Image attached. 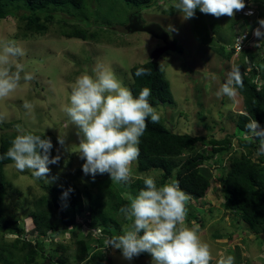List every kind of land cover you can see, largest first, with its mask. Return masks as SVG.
Masks as SVG:
<instances>
[{"label": "rangeland", "instance_id": "374dc122", "mask_svg": "<svg viewBox=\"0 0 264 264\" xmlns=\"http://www.w3.org/2000/svg\"><path fill=\"white\" fill-rule=\"evenodd\" d=\"M154 2L147 8L140 9L117 3L115 0H100L98 5L101 9L97 12L92 9V18H89L94 22L90 29H96L100 36L99 40L84 41L78 38H67L62 35V31L68 26L57 21H53L43 35L35 34L24 37L21 29L22 22L19 19L12 17L0 21V38L15 39L24 48L25 55L20 59L26 64L27 70L33 74L31 81L21 82V89L11 98L0 100V113L6 114L4 121L0 122V139L15 135L14 125L21 124L29 130L41 132L50 138L53 145L51 155H57V150H59L61 157L59 163L49 165V182L37 179L28 170L18 171L13 163L6 165V178L10 183L6 201L7 210L17 212L21 216V223L25 229L23 237L31 240L33 245L36 231L31 217L23 215L27 202L36 201L48 193L50 184L62 183L67 178L78 184L82 192L84 184L91 181L82 170L84 160L74 152L76 144L79 143L76 127L71 125L67 116L61 111V105L68 102L70 84L81 72L92 73L96 65L102 63L109 67L129 88L132 82L130 68L136 63L151 59L156 46L160 45L158 39L148 33L138 31L132 33L126 30L128 16L132 12H141V18L145 24H159L178 47L176 50L170 49L156 59L169 82L174 99L173 103L155 106L160 119L176 133L214 134L220 138L236 132L234 119L243 108L242 97L238 95L236 100L232 101L227 96L217 97L216 92L240 53H233L230 59H226L214 51V48L208 44V40L214 38L212 41L217 42L219 46L224 43L223 45L230 46L228 47L230 49L234 36L236 39L240 31L245 34L248 29L247 27L244 29L243 18L216 17L197 9L193 18L185 20L180 11L173 7L178 0H156V3ZM90 4L93 5V0ZM109 5L112 7V13L107 15ZM55 13L61 14L62 17L72 18L70 14L62 10H57ZM259 15L258 19L264 18V12L261 11ZM108 25L111 30L106 28ZM256 26H259L258 20H256ZM242 37L237 35L238 40H242ZM260 41L264 42V39ZM234 45L239 49L236 43ZM263 50L259 52L261 56H264ZM24 100L35 105L34 120L26 114L23 107ZM59 135L64 136L63 145L58 142ZM261 156L264 160V155H257V151L252 154L254 160H258ZM135 164L134 162L132 165L133 175ZM206 166L212 170L211 186L203 197L198 199L193 197L187 204V208L189 214L198 216V222L204 223L205 226L200 229L209 241L215 245L226 246L225 241L217 238L227 236L232 231H237L238 235L243 231H250L239 215H233L232 220L226 218L228 214L222 206L224 198L220 192L217 172L220 170L227 173L229 170L227 156H224L221 162H215V159L207 160ZM140 175L143 177L151 175L156 183L160 179L159 171ZM95 176L97 180L110 179L108 173H98ZM129 182H118V185L121 184L126 189L122 191L125 198L130 196L127 191ZM18 190H21L23 194L21 198L17 195ZM83 209L84 211L80 212L77 208L76 221L77 224H84L86 229L88 223L85 220L88 219L89 211L87 202ZM221 213L222 217H220ZM187 220L189 225L195 221L193 218H187ZM85 229L82 228V230ZM15 236V234L10 235L8 231L0 230V264H49V260L56 259L60 253L54 247L56 244L68 245L70 254H73L77 247L74 242L75 238H72L69 233H66L63 238H43L40 246L36 248L37 253H31L35 256V261L27 263L24 260V254L28 248L17 251L9 245ZM206 238L203 239L207 242ZM245 241H247L246 237ZM249 246H252V243H249ZM241 248L240 243L233 252L231 247L223 251L226 255L235 257L239 262L242 259ZM211 251L214 256L216 250L211 247ZM72 259L73 257L69 260V264H76ZM262 260L264 261L263 258ZM80 264H152V260L148 253L126 260L122 257L120 250L105 247L100 254Z\"/></svg>", "mask_w": 264, "mask_h": 264}, {"label": "trees", "instance_id": "16d2710c", "mask_svg": "<svg viewBox=\"0 0 264 264\" xmlns=\"http://www.w3.org/2000/svg\"><path fill=\"white\" fill-rule=\"evenodd\" d=\"M115 1L140 9L147 8L154 1L156 3V0ZM90 2L91 0H0V21L12 17L19 19L22 22L24 37L43 35L50 24L57 21L68 26L62 31V35L67 38L99 40L100 36L96 29H90L94 22L89 18H92V9H95V12L101 9L98 5L100 0H93L92 6ZM57 10L67 12L72 18L62 17L59 13L57 15L55 13ZM110 13L112 7L109 5L106 14ZM245 23L246 21L244 25ZM106 28L110 29L109 25ZM212 40L214 38H210L208 44L214 51L230 59L234 51L235 36L230 49L225 47L226 44L219 46ZM256 45L257 43L242 50L235 62V65H239L243 78V88L239 89V95L243 100V113L248 114L247 116L243 113L236 114L234 119L236 132L220 138L214 134L191 135L174 132L162 119L155 124L149 121L140 139V154L135 161V174L127 188L130 196L135 195L144 186L143 176L140 174L159 171L160 179L157 185L168 180L178 181L181 189L189 196L195 199L203 197L210 188L213 178L206 161L215 159V162H221L224 156H227L229 170L227 173L220 170L217 172L220 192L224 198L222 206L227 211L239 215L249 229L264 236V160L262 156L258 160L252 158L253 152L258 149V143L242 138V134L247 131L245 125L249 117L256 119L261 127H264V57L260 56L258 50L264 46V42ZM249 62L252 66L246 70L250 66ZM141 67L147 69L149 74L137 76L136 71ZM129 71L132 78L129 88L134 95H138L141 88L148 87L151 89L149 101L154 107L174 102L169 82L156 60L149 59L136 63ZM256 76L257 82L254 81ZM35 133L43 135L38 131ZM13 137L14 135L0 139V154L7 150ZM10 163H12L10 160H0V230L16 235L9 244L13 249L21 251L28 248L24 254L27 263L35 261V256L31 253H37L36 248L42 243L43 236L54 238L70 233L71 237L75 238L77 246L74 253L70 254L68 245L56 244L54 247L60 253L56 259L49 260V264H69L72 257V261L80 264L100 253L104 246L102 239L98 240L100 249L93 253L90 243L94 238L91 230L82 231L81 225L76 221L77 208L83 212L86 202L89 210L88 225L92 229L100 227L101 236L110 238L120 234L123 225L130 223L119 213L120 207L128 203V198L122 195V191L126 189L121 184L111 181V178L97 180L96 176L93 178L89 174L88 179L91 181L84 184L82 192L78 184L67 178L62 183L50 184L47 194L34 202L28 201L24 206L23 215L31 217L37 233L33 245L31 240L23 237L25 229L21 223V216L17 212L7 210L10 183L6 178V165ZM68 189L71 191L62 199V193ZM17 195L19 198L23 196L21 190H18ZM190 217L197 222L198 216L190 214ZM140 255L144 256L145 253Z\"/></svg>", "mask_w": 264, "mask_h": 264}, {"label": "clouds", "instance_id": "9594fccd", "mask_svg": "<svg viewBox=\"0 0 264 264\" xmlns=\"http://www.w3.org/2000/svg\"><path fill=\"white\" fill-rule=\"evenodd\" d=\"M173 7L180 11L185 20L193 18L197 9L216 17L243 18L246 21L244 29H248L245 34L239 32L238 36L244 37L242 40L236 37L233 53L238 54L256 43L258 46L260 39H264V18L258 19L261 11L264 12V0H178ZM256 20L259 26H256ZM24 55V48L15 39L0 38V100H7L17 93L22 81L27 83L33 79V74L20 59ZM248 64L249 70L252 63ZM148 74L149 71L143 67L136 71L137 76ZM254 81H258V76ZM241 88L243 78L240 67L234 64L216 96H227L235 101ZM70 89L68 102L61 105V111L76 127L79 143L74 152L84 160L83 172L93 178L98 173H108L111 181L128 183L133 178L132 165L139 157L140 139L148 122L155 124L160 120L157 109L149 101L151 89L143 87L138 95H134L102 63H98L92 73L81 72L70 84ZM23 107L34 120L35 105L24 100ZM243 112L244 108L239 113ZM5 118L6 114L0 113V122ZM245 128L247 131L242 138L255 140L258 143L257 155H264V127L249 117ZM14 129L15 135L7 150L0 154V160H10L18 171L28 170L37 179L49 182V165L59 163V150L57 155L52 156L50 138L36 134L21 124L14 125ZM58 142L63 145L64 136L59 135ZM142 180L144 186L135 195L129 196L128 203L119 209L125 221L130 222L122 227L120 234L104 237L100 234V227L92 229L88 225L85 229L84 224H78L85 229L82 230L84 232L91 230L94 238L90 243L92 252L100 249L98 240L102 239V249L111 247L120 250L126 260L148 253L152 264H212L214 257L211 246L202 238L200 229L204 223L193 221L189 225L186 221L191 218L187 204L193 197L181 189L178 181L168 180L157 185L151 175L142 177ZM69 191L71 189L62 193V199L67 197ZM85 221L88 223L89 219ZM215 264H234V257L221 252L215 258Z\"/></svg>", "mask_w": 264, "mask_h": 264}, {"label": "crops", "instance_id": "0c3cea01", "mask_svg": "<svg viewBox=\"0 0 264 264\" xmlns=\"http://www.w3.org/2000/svg\"><path fill=\"white\" fill-rule=\"evenodd\" d=\"M227 211V210H226ZM228 214L226 216V218L231 219V217L233 215L232 212L227 211ZM222 213L221 216L222 217ZM205 225H202V227H204ZM247 227V225H246ZM248 228V227H247ZM249 229V228H248ZM250 232H245L243 231L241 234L237 233V231H232L229 235L227 236H221L220 238L218 237L217 239H220L221 241H225L226 242V246H221V245H215L214 243H212L211 241H209L206 237H205V233H202V238H206L207 242L210 244L211 247L214 248L215 254H214V260L212 261V264H215V258L218 256L219 253L223 252L224 253V249L226 250L227 248L231 247L232 252L234 251V249L237 247V245H239L240 243L242 244V248H241V256L242 259H240V261H236L235 257H234V264H264V261L262 260V258L264 259V248L262 249V245L264 244V236L263 235H258L257 233H255L254 231H252L251 229H249ZM206 232V231H205ZM211 236H216V235H211ZM245 237L247 239V241H245ZM260 237V240H258V238ZM229 241V242H228ZM249 243H252V246H249ZM233 247H235L233 249ZM259 262V263H258Z\"/></svg>", "mask_w": 264, "mask_h": 264}, {"label": "water", "instance_id": "95a60500", "mask_svg": "<svg viewBox=\"0 0 264 264\" xmlns=\"http://www.w3.org/2000/svg\"><path fill=\"white\" fill-rule=\"evenodd\" d=\"M137 31H142L145 33L150 34L151 36L158 38V39H163L165 42H170L172 44V50L176 49L175 44L169 39L167 33L163 30V28L157 24V23H150V24H145V25H139L136 26ZM171 45L169 48L167 47L166 49H170ZM165 49V50H166ZM164 51V50H163ZM161 53L159 51H154L152 53V59H157Z\"/></svg>", "mask_w": 264, "mask_h": 264}, {"label": "flooded vegetation", "instance_id": "af4514ba", "mask_svg": "<svg viewBox=\"0 0 264 264\" xmlns=\"http://www.w3.org/2000/svg\"><path fill=\"white\" fill-rule=\"evenodd\" d=\"M142 20L143 19L141 18V12H136V11L132 12L128 16V25L126 26V30L131 31L132 33H133V31L136 32L137 31L136 26L139 27V25H145V23ZM156 39H158V38H156ZM158 41L160 42V45L156 46L155 50L159 51L161 53L159 55V57L161 55H163L164 53L168 52L170 49L172 50V44L170 42H165L163 39H158ZM170 45H171L170 49H166L167 47L169 48ZM177 48L178 47L176 46V49ZM176 49H174V50H176Z\"/></svg>", "mask_w": 264, "mask_h": 264}, {"label": "bare ground", "instance_id": "6f19581e", "mask_svg": "<svg viewBox=\"0 0 264 264\" xmlns=\"http://www.w3.org/2000/svg\"><path fill=\"white\" fill-rule=\"evenodd\" d=\"M36 240V239H35ZM36 242V241H35Z\"/></svg>", "mask_w": 264, "mask_h": 264}]
</instances>
